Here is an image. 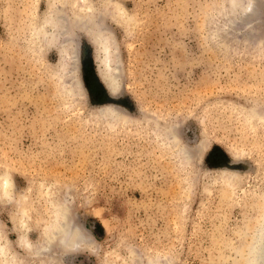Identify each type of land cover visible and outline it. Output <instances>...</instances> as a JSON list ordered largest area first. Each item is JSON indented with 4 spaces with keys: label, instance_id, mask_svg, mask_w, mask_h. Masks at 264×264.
I'll return each instance as SVG.
<instances>
[{
    "label": "rangeland",
    "instance_id": "rangeland-1",
    "mask_svg": "<svg viewBox=\"0 0 264 264\" xmlns=\"http://www.w3.org/2000/svg\"><path fill=\"white\" fill-rule=\"evenodd\" d=\"M90 1L115 44L114 92L80 0H0V175L14 183L0 264H226L264 210V122L245 114L264 100V44L235 34L230 52L222 38L214 48L223 0ZM51 3L77 37L76 88L59 73L61 43L37 33ZM170 134L197 148L192 161ZM224 169L239 181L223 183ZM22 198L27 250L12 218ZM54 204L95 237L90 253H41Z\"/></svg>",
    "mask_w": 264,
    "mask_h": 264
},
{
    "label": "bare ground",
    "instance_id": "bare-ground-1",
    "mask_svg": "<svg viewBox=\"0 0 264 264\" xmlns=\"http://www.w3.org/2000/svg\"><path fill=\"white\" fill-rule=\"evenodd\" d=\"M80 2L83 4L82 6L83 13L81 16L84 18L86 17L91 18L90 26L88 28V30L90 31L89 34H91L92 37L94 36L93 38L96 40V43L100 48V51L102 53L101 64L102 66H104L105 70L107 71V73L105 74V76H107L109 75V72H111L109 70L110 68L112 69V66L114 64V60L112 58L113 56L112 50H114L113 48L115 44L109 34L111 31H109V29L105 25H103L101 21L98 22V19L96 17H95L96 19L92 18V16H96L94 15L95 14L94 12L97 10V8L90 0H80ZM221 3H222L220 4L221 15L219 16V18L222 21L223 25L221 26V28L220 27L214 28L210 36L212 41L211 43L215 45L214 48H217L216 43L219 39L222 38L224 43L223 44L224 50H228V52H230L231 44L228 38L231 35H235V34H239V35L242 34V36L243 34H246L247 38L255 39L258 44L261 43L264 44V0H223ZM51 5H52V10H51L50 18L46 20L45 23L37 29V33L38 34L41 33L40 35H42L43 33L45 34L43 35V37L46 40L48 47L49 46L54 47L57 46V44L61 43V46L59 47L60 48L59 73H61L62 74L61 76H63L65 79L69 78L70 80V78L71 79L73 78V75L77 70L76 67L77 53H78L77 37L72 35V32L69 33L70 26L68 24V20L65 18L66 15L62 14L61 8L57 7L55 3H51ZM110 10H112V13L110 15H113V18L114 17L117 18L116 15L119 14V11H123V9L120 8V6L118 5H112ZM77 16H79V14ZM81 23H78L80 24V27H82ZM46 28L50 29V31H48L47 33H46L47 31ZM118 76L119 75L117 74L115 76L110 77L109 79L108 76L107 79L104 78L107 81V84L109 85L110 89L112 88L113 90L112 92L115 91V82H117L116 79L119 78ZM77 81L75 80V76H74L73 81L69 82V84H73L74 88H76L79 84L78 83L79 81L78 82ZM255 97L249 98L253 102L251 103L252 105L250 107L245 108V110H247L245 114L248 117L247 119L249 120H259L260 122H264V110H259L254 107L255 106L254 103L259 104V106L261 107L264 106V100L260 99L259 103H257L255 102L256 100ZM101 115L110 117L114 121H116L115 119L118 120L121 119V117L123 116L122 114H120V110H117V108L115 107H108L107 109L102 110ZM169 138L173 139V140L171 139L169 140H171V143L173 141L172 144L178 149V151L183 156H186L185 158L188 159V161L190 160L192 161L194 159V157L196 156L197 148L190 150L188 148L182 149L179 144L180 141L177 135L172 136L170 134ZM224 170L225 171L219 175V178L223 181V183L234 184V181H239L236 174L232 173V171L228 172L229 170L227 169ZM8 172L10 171L8 170L0 175L1 204L12 202L11 197H12V192L14 191V183L13 180H11L10 173ZM27 205H28V200H26V198H22L19 201H17L15 206L16 214L12 217L13 221L16 224L15 225L16 228L18 227L16 229L18 236L17 245L20 246L21 249H26V250L29 249V247L31 248L29 241L25 237L26 232H23L24 228L28 227L27 215L29 213H28ZM55 205L56 204H54V206L51 205L52 214L49 215L50 219L46 222L45 225L42 226V228H44L45 230L46 233L45 236H47V240L45 241V244L43 245L40 251L42 254L45 253L47 255H51L58 253L59 255H64L68 257L73 254H68L66 251H64L63 247L60 245L58 241L60 236L65 234L64 230L66 225L68 223L73 222V220L65 213L67 208L66 209L58 208L57 205L56 206ZM262 210L259 211L261 215L259 214V212L257 213L256 210L253 216V218L257 220V223L254 221V223H251L252 225L247 226L245 229H240L239 231H237V234H240V238L237 237L236 241L233 240V243L229 244L228 247L230 248L231 251L229 255L226 256V264H249L250 250L252 249L253 245L254 244L264 245V210L263 213ZM12 249L13 247L7 234L0 227V256L3 257L7 256ZM145 264H151V263L149 262V260L148 262L146 260Z\"/></svg>",
    "mask_w": 264,
    "mask_h": 264
},
{
    "label": "clouds",
    "instance_id": "clouds-1",
    "mask_svg": "<svg viewBox=\"0 0 264 264\" xmlns=\"http://www.w3.org/2000/svg\"><path fill=\"white\" fill-rule=\"evenodd\" d=\"M59 243L68 254L90 253L93 244H99L95 237L78 222L68 223ZM249 264H264V245L254 244L250 250Z\"/></svg>",
    "mask_w": 264,
    "mask_h": 264
}]
</instances>
